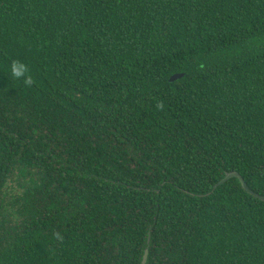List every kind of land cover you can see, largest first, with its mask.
I'll list each match as a JSON object with an SVG mask.
<instances>
[{
  "label": "trees",
  "instance_id": "obj_1",
  "mask_svg": "<svg viewBox=\"0 0 264 264\" xmlns=\"http://www.w3.org/2000/svg\"><path fill=\"white\" fill-rule=\"evenodd\" d=\"M229 172L264 197V0H0V264H264Z\"/></svg>",
  "mask_w": 264,
  "mask_h": 264
},
{
  "label": "clouds",
  "instance_id": "obj_2",
  "mask_svg": "<svg viewBox=\"0 0 264 264\" xmlns=\"http://www.w3.org/2000/svg\"><path fill=\"white\" fill-rule=\"evenodd\" d=\"M10 70L12 76L16 79H23V82L26 86L30 87L34 83V79L30 74V70L25 63L19 60H13L11 62Z\"/></svg>",
  "mask_w": 264,
  "mask_h": 264
},
{
  "label": "water",
  "instance_id": "obj_3",
  "mask_svg": "<svg viewBox=\"0 0 264 264\" xmlns=\"http://www.w3.org/2000/svg\"><path fill=\"white\" fill-rule=\"evenodd\" d=\"M183 76V74H175V75H173V76H171L170 77V81L172 82V81H175V80H177V79H179V78H181ZM231 178H237L238 179V181H239V183H240V185H241V187H242V189L244 190V191H246L248 194H250V195H252V196H254V197H256V198H258V199H260L261 201H264V197H262V196H259V195H257V194H255V193H253L248 187H247V185H246V183L244 182V180L239 176V174L238 173H236V172H229V173H227L216 185H215V188L216 187H218V186H220V185H222L223 183H225L227 180H229V179H231ZM146 251H145V253H144V256H143V260H142V263L141 264H144L145 263V260H146Z\"/></svg>",
  "mask_w": 264,
  "mask_h": 264
}]
</instances>
